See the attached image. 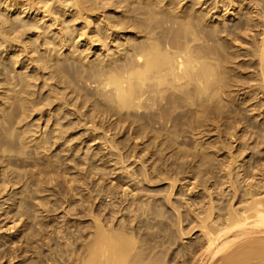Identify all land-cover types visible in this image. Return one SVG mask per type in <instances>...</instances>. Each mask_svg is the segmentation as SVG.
<instances>
[{"label": "bare ground", "instance_id": "obj_1", "mask_svg": "<svg viewBox=\"0 0 264 264\" xmlns=\"http://www.w3.org/2000/svg\"><path fill=\"white\" fill-rule=\"evenodd\" d=\"M8 1L9 0H3V1L0 0V47L1 48L4 47V49L7 53L8 52L13 53V55L11 54V56H13V58H14V56H17V54H14L15 52H13L14 51V49H13L14 44H12L13 42H16V45L18 43V46H19V44L23 45V46H21V49H22V47L23 48L25 47L24 52L27 51L26 52L27 54L29 53L33 56L34 53H37L38 55H35V56H41V57H37L36 63H34L35 66L37 65V69L40 66L39 65L40 60H43L45 62V63H43V65L46 66L45 64H47V63L52 64L49 62H51L52 60H55L54 59L55 56H59V57L63 56V59L60 58L61 63H62L61 69H60L61 63L59 61L58 62L56 61L57 65L59 64V66L56 65V62H53V63H55L52 66L53 71L51 69V66H50V68L47 66L46 67L51 70V72L49 71V73H51V76H52V74H54L53 72L56 73V76H55V74L53 75L56 78L52 77L53 79H55L54 80V86L56 83L55 81L57 79V81L58 82L60 81V83L63 81L66 82V84H67L66 86L64 84H60L57 82L58 86L59 85L64 86V87L62 86L63 89L67 90L70 88V86L72 88V89H70V92L68 90H67L68 92L67 91L62 92L63 89L61 91L62 87L60 86L61 88L59 90H56V93H54L53 89H51V87H50L51 91L53 92V94H56V96L54 95L52 98L51 96H49L48 93H46L47 98H46V96L45 97H39V98H41V100H40V99H38V97L36 95L37 91L34 92L35 87H33L34 91L32 90L31 87L33 85H35V83L38 81V78L42 79V76L37 78L35 76V73H33V75H32L34 68L32 69V72H30L29 66H27L28 69L26 68L27 69L26 71L24 70L26 72V74H23L24 72L16 73V71H15L16 69H15L14 70L15 72L14 73L12 72V75H11V73H9L10 68L12 66L11 61L8 60L9 58L6 61L1 60V58H0V152H2L0 154V195H2V193L5 192L7 189L9 191V189L14 187V188H12L13 189L12 191L10 190V192H12V194H10V196L8 195L9 197L4 196V197H6L4 199L5 200L8 199L7 202H9V200H11L10 201L11 202V205H10L11 211H13V212L15 211L16 214H18V212L20 213V211H21V213L18 214V217L16 218V220L17 219L20 220V218H24L23 217L24 215H25V218L27 217L26 220L29 217L28 220L30 221L32 219L30 217L31 215H33L32 216L33 218L35 217L37 219L43 215V212H47L46 214H51L52 212L48 213L51 210H53V208H51V206H54L53 202L52 203L50 202V200L52 201L51 198H53V197H51L48 200V198H49L48 194H50L49 192H50L51 186H52L51 184H53V182L55 180L57 182L58 179H61V177L63 178V175H64L63 179H65V173H67L66 171H68V170H66V168H65L64 169L65 171L64 170L62 171L63 173L60 172L61 170H59V168H61L62 165L64 168V164L60 165V163H62L61 159H59L60 155L55 156L54 154H51L50 152L52 151L51 149L54 148V147L52 148V146L53 145L55 146L56 143L58 142V140L59 141H60V139H62V141L65 140L64 139L65 135H67V133H69V131H71L69 129L67 131V129H66V134H65L64 133L65 128L66 127L69 128L70 126L69 125H66L64 127L62 126L64 128V130H63L61 125H59V121H58V124L56 126L55 120H54V124L56 127H53V128L55 130H51L50 128H48L51 131L50 132L47 131L46 128H44V126H45V123H44V126L42 125L43 126V130H42L43 132H41V133L38 132V135H37L35 133L36 131L33 129L34 128L33 123H35V122L34 121L31 122V120H30L31 117L33 116L34 112H36V114H38L37 112L40 111L39 114H42L41 110H45V108L50 104L54 105V102L56 105H59V107H60L62 105L61 100H64V104L69 105L72 103L76 106L77 105L79 106L80 102H82V104H84L85 107H87L86 103L88 105V103H90L92 101V99L89 96L94 95V97L93 96L92 97H93V100L95 103L93 101L92 102L96 105V107L97 106L98 107L96 108L95 105L92 103L93 104L92 108H91V104H89L88 109L90 111L93 109L92 112L94 111L97 113L102 112L104 114V112H106L107 114L109 113L110 116L116 115L117 117L115 116L116 118L114 119V117H113V119H112V120H114V123H115V125H114L115 127L113 126V128L115 129L116 133L120 129V131L122 132L121 135L124 132V134L122 135L124 137L118 141L116 140V144L120 145V146L115 147V139L116 138L114 136L115 135L114 131H112V132H114L112 135L114 138L111 137L114 140V144H113V142H111L112 145L109 144V142L112 140L108 141V143H107L108 139H106V144L107 145L109 144L111 147H113L112 149H115V152L117 151L118 154L122 148L124 149L125 147H128V150L130 153L128 151L127 152H128V154H130L129 156L132 155L135 158L136 157L140 158V156L144 155V153L146 152L145 155L146 154H147V156L149 155L151 157V160H154V161H152V163L155 162L154 163L155 166H154V164H152L154 166V168H152V170H154V171L157 170L158 172L163 174L164 177H163V175L161 177H163L162 181L164 179V182H165V180H169L171 178L169 176L170 171H176L177 169H185V168L190 167L192 169L191 173L194 174L193 178L196 177V179H197V176L199 177V176H203V175L206 176L207 175V177H209L210 180H211V178L214 180L215 185H216V183H218V181L221 178H222V181H223V178H225L226 179L225 182L229 183V184H227V187H226V183H225V187L229 188V189H227L228 192H226V194L224 192V190L226 189L223 186L224 183L220 184V185H222V188L224 189L223 191L221 190L219 185H216V186L217 187L219 186L220 191H217V190H219L217 187H215L214 189L213 188L211 189V187H209V186L205 187L204 192H206L205 190H207V192H206V193H208L207 199H209V200L204 201V199H206V196H205V198L202 200V202H203V204H202V202L200 201V198H199V205L201 202V206H200L201 209L199 208L200 211H196L197 215H194L195 214L193 212L194 208L192 207L193 209L191 212V215L194 213L193 215L196 217L197 223L195 222L196 225H194V223H191V224H193L194 227L192 226L193 228L192 227L187 228V226H185V227H183V225L181 226V223L186 219V217H185L186 215L184 216V213L185 212L189 213L191 211L190 210L191 207L189 206L190 205L189 201L187 199H183L184 197L187 198V196L184 195L186 193V191L184 189H186V188H184V186H182L184 188V189H182V187H181L182 191L183 190L185 191V193L183 194L182 200H185L183 202H184V204L187 205L186 209L189 208V210H185L184 213L181 212V210L179 209V205L175 203L177 197L178 198L180 197V200H181V195L177 196V194L173 193L175 186H176V182L179 181V180L177 181V179L179 177L178 171H177V175H178L177 179L174 176L170 180L171 186H170V190L168 189L169 193L167 194V196H166L167 189H166V191L163 190V192L161 193L162 189L160 191V189L158 190V188H159L158 187L157 190L159 192H157V190L155 191V193H156L155 195H157V196H158L157 193L164 194V192H165L164 195L166 197H164V198L168 201L167 203L169 205L170 204L172 205V206H170V209L172 210V212H175V214L177 215V218H176V216H175V218L178 219L177 228H176L175 224H173L175 227L172 224L170 226V228L172 227V230L174 229V232H171V229H170V232H167L166 226H164L165 230H163V231L164 232L166 231V234L162 235L163 238H161V239H160L159 235L157 237H155V235H154L155 238L153 237L154 231H152V229H151L152 228L151 222L148 224V225H150V226H148L149 227V233L147 232V230H144L142 232L139 231L141 228L143 230L142 226H141V228H139V230H137V228H136L137 225L132 226L135 222V219H136L135 217L137 216L134 214L135 213L134 210H133V212H131V210L134 209L132 206H131L132 208L130 210H129V207H124V205L123 206L121 205L122 208H119V206H118L119 209L114 210L112 208L108 209L107 207H105L106 204L104 203L103 204L104 207L101 205L103 212L101 211V209L99 210L97 208L99 211H101V213H100L96 209V211H98L100 213V216H99L95 212V209H93L96 207H94V205H93V208H92L91 203L90 204L87 203L88 206L90 205L89 207H91V210L87 214L82 211L83 215L86 214L87 217H89L88 215L90 214V212H92V210H94L93 211L94 217H93V213H91L90 216L93 217L91 219H93L95 222L93 227L90 225L92 231H90L91 233L88 234L89 240H85V238H84L83 240L85 242L83 241L81 246H79L78 244L80 242L77 243L79 238L75 237L76 238L75 240H73V238L71 240L70 234L67 233L68 229L64 228V227H66V226H64L65 223L62 222L63 223L62 227H61V225H58L59 223H57V225L61 227V228L59 227L60 229L58 227H56L58 229V231H56V228H55V231L60 233V234L56 233V234H58L57 235L58 237L56 239L57 241L54 240V242H56V244H54V247L55 246H57V247L56 248L52 247L50 249L47 248V250H49L48 252H45L43 250L38 249L37 254H36L38 259L37 260L34 259L33 261L29 259V261H31V262L28 263L29 261L27 260V263L28 264H264V133H263L264 129L262 130L260 128L261 132L263 131L262 133H259L260 131H257V132H255V131L250 132L248 130H244V132L242 131L241 135H242V137H244L246 139V141H244V142H246V146H245L246 149L244 151H246L247 149L251 150L254 146H255L254 149L257 147V148H259V150L256 148V150H257L256 155L252 154L251 158L248 159L247 163L242 165L243 167H242V169H240V172H238L236 174L234 173L233 165H232L236 162L235 159L233 161L234 157L231 158L232 159L231 161L230 160L228 161L229 162L228 168H225L227 164L224 163V165L225 164L226 165L224 168L221 167L220 173L216 172L217 167L215 168V171L211 170L210 167L212 166V163H211L212 158L210 156L211 155L210 151H212V149H210V148L213 147V150H215L216 148H214L215 141L213 140L214 144L212 146L213 142H211L209 140L211 138V136L214 134L217 135V137H219L218 135L221 136L222 130H225V129L220 130V127L222 125L221 122L223 121V119H225L224 118L225 114H226L225 112H228V110H229V109L226 110L227 109L226 107L229 106L231 108L230 104H228V103H229L230 99L233 98L234 87L236 89L238 86L237 84L234 83L233 80L237 79L238 84L241 83L244 85V83L240 82L239 79L244 78V77H248L245 75L243 77H239V78L235 79V78H233V75H231L233 79L231 78L230 74H233V73H230V71L234 72V74H235L236 73L234 71L235 67L238 70L240 68V62L238 61L239 62V63L237 62L238 65L236 64V66H235V63L233 62V60H234L233 56L236 57L237 54L234 55L235 51L233 50V48H231L233 50V56H228L230 53V51H229L230 48L228 49V47H230V46H228V42L231 43L232 39L234 40V37H235V39L240 37V35L242 33L241 34H239V33L242 32L243 28L245 29V31H247V34H245V36L249 35L251 32L248 33V31L255 29L256 26H259L258 24H259L260 20L259 21L257 20L258 16L257 15L254 16L255 14H252V13H251L252 16H254L253 18H255V17H257V18L253 19L252 16H249V15H251V14H249L251 12V10L249 9L250 11L247 12V14H249V15H247L248 17H246V15L244 14L246 19L243 20L242 18L244 16H242V18L237 20V22L235 21L236 23L234 22V27L231 28L230 26L225 25L226 23L222 24L224 26H222L218 23L215 24L213 22V21H215L214 19L212 20V23H214V24L210 23L209 19L211 18V15L209 14V11H208L209 9L208 10L202 9V8H201L202 10L198 9L199 6H198V8L196 7L197 6V0H187L188 3H190V5L187 4V1L184 2L185 0H114V1L112 0L113 2L112 1L107 2L109 4L108 6H110L111 8L113 7L115 9L117 8L118 10L117 9L116 10L118 11V13L116 12L117 14L110 15V17H108L109 15L107 16L108 18L105 20H107L106 22H108L107 23L108 27L107 28L102 27V25H101L97 31V35L99 37H96V38L101 39L104 37L105 34L108 33L109 29H111V31H112V29L116 28L115 32H117V40H120V43L118 44L117 41L115 43H113L114 44V48H113L114 51L111 52L112 54L109 53V54L105 55V57L106 56H114V57H106V58L104 57L103 58L104 55L101 54L102 55V57H101L99 54V56L101 58L100 57L98 58V56H97L96 58H94L95 60H90L88 63L82 64L79 60L82 57L79 59L77 57L79 55H82V52L84 55L85 54L84 52H86L88 50L87 47H89V45L88 46L86 45V47H85V48H87L86 50H84V48H82L83 49L82 52L79 51V50H81V49H79L78 53L79 52L80 53H79V55L77 54V57L74 56L75 54L73 55L72 49H70L71 51L69 50V52L68 51L66 52V50H64L61 53L59 52L58 49L60 47L64 48L66 46L69 48L70 45L75 43L74 42L75 37L72 38V33H71L72 31L69 33L65 29L64 26H67V25H63V22H61L60 17L62 15H60L57 10L53 9V6L50 5V3H48L49 0H36V2L33 0H32V2H31V0L25 1L26 3H28V4H26L27 5L26 6L27 12L25 11L26 12L25 14H23L24 13L23 10H25V9H23L21 11V9H19L20 7L18 8V6L20 5L22 0L21 1L15 0L16 2H13V3H12V1H14V0H12L11 3ZM57 1H58V3L61 4V7H62V4L64 3V1H62V0H57ZM72 1L73 2H71L70 4L67 1L66 6H69V8L73 6L75 8L74 16H73L74 19H77V17L81 18L82 15L79 16V14H78V12H80L81 10L83 13V11L84 12H86V11L89 12L90 10L94 11L96 8L99 9L98 7L101 8V6L105 7V8L108 7V6H106L107 3L99 2V0H97V2H96V0H89L90 1L89 5L86 4L87 3L86 0H72ZM89 1H88V3H89ZM182 1L184 2V4H186V6H187L186 9L183 6H180ZM221 1H223V0H221ZM242 1L243 0H229L228 2H229V5H231L230 7L234 8V7L239 6L238 4L240 2L242 3ZM250 1L251 0H249V2H248L249 5H251ZM253 1H255L253 3L256 6V3H257L256 0H253ZM200 2L198 4H200ZM216 2L217 1H215L214 5H217ZM100 3H102V4L100 5ZM204 3H206V1H204ZM246 3H247V0H246ZM209 4H211V3H209ZM218 4H219V2H218ZM54 6H56V5H54ZM58 6H60V5L58 4ZM63 6H65V5H63ZM226 6H228L227 3L225 5V7ZM23 7H24V5H23ZM26 7H24V8H26ZM179 7L180 8L182 7V9L178 12ZM209 7H211V5H209ZM216 8H217V6H216ZM240 8H239V11H240ZM248 8H249V6H248ZM258 8L260 9L259 5H258ZM66 9L67 8H65V10ZM85 9H87V10L85 11ZM223 9H225V8H223ZM246 9H247V7H246ZM251 9H252V7H251ZM70 10H71V12L70 11L68 12V10H67V12L72 13V9H70ZM234 10H235V8H234ZM260 10H262V9H260ZM15 11H17L18 14L16 13L17 15L13 16V13ZM35 11H37V12H35ZM38 11H39V13H38ZM96 11H94V12H96ZM236 11H238V10H236ZM263 11H264V9H263ZM263 11L260 12L262 18L259 16L261 18V20L263 19ZM257 12L259 13V11H257ZM40 13H44V14L50 13L52 19H54L55 22L58 23V26H59V24H60V26L63 25V26L59 27L57 31H55V35H50L49 34L50 31H48L51 28V26L55 24V22H54V24L52 23L49 26L47 23L48 27H44V26L41 27L39 25V22L37 24V22H35L33 19L29 20L28 18H26L29 16V14H31V15L33 14V16L34 15L36 16ZM210 13L212 14L211 11H210ZM260 14H258V15H260ZM63 15H65V14L63 13ZM42 16H44V15H42ZM84 17H83V19H84ZM65 21H66V19H65ZM67 21H69V20H67ZM67 21H66V23H67ZM85 21H86V18H85ZM45 23H46V21H45ZM88 23H89V21H88ZM262 23H263V20H262L261 24ZM68 24H70V21L68 22ZM93 24H95V23H93ZM99 24H100V22H99ZM107 24H104V26ZM263 26H264V23H263ZM56 27H57V25H56ZM69 27L71 30H73V28L71 26H69ZM52 28H54V27H52ZM82 28H83V25H82ZM85 28L87 29V27H85ZM130 28H132V29H130ZM261 28H260V30H261L260 36L261 35L262 36L260 38L259 43L258 44L255 43L256 46H255V50H254L255 55H257L256 58H258V63L256 60V64L258 66H256L255 64H253V66L254 65L256 66V68H257L256 71L258 72V75H259V77H258L259 80L258 81L255 80L258 82V85H259L258 88L260 87V88L264 89V27L261 26ZM67 29H69V28H67ZM70 29H69V31H70ZM121 30L124 31L125 37L122 35L123 33L121 34L124 38L120 37ZM77 31H75L76 34H78ZM257 31H259V29H257ZM35 32L37 33L36 38H34V37L32 38V35H35ZM224 32L226 35L223 36L222 33H224ZM79 33H82L81 29L79 30ZM129 33H133V34H129ZM254 33H256V32H254ZM257 33H259V32H257ZM23 35L29 36L28 37L29 40L26 42V44H24L25 41H22V39L24 38ZM237 35H239V36L237 37ZM21 36H22V39H21ZM75 36H76V39H79V38H77V35H75ZM80 36L82 37V34ZM225 37H230L231 41H229V40L227 41L226 40L227 38H225ZM83 38H84V35H83ZM88 38H90V37H88ZM93 38H95V35L93 36ZM243 38H244V36H243ZM243 38H241V39H243ZM39 39H41V42L38 41ZM121 39H122V43H121ZM238 39L236 40V43L241 42V39H240V42L238 41ZM89 40H90L89 41L90 43H91V41L93 43V39H89ZM108 40H107V38H105L104 43H105V41H108ZM113 40H114V37H113ZM94 41H95V39H94ZM243 41H245V39ZM19 42H22L23 44L19 43ZM89 42H87V43H89ZM37 43H40V45L45 44L46 46L44 45L45 47L40 48L41 46H39ZM95 43H96V41H95ZM107 43H105L106 44L105 46H107ZM76 44H77V42H76ZM240 44H242V43H240ZM11 45H13V47ZM110 46H111V43H110ZM75 47L77 48V46H75ZM75 47L73 46L71 48H74V51H75ZM102 48H104V47H102ZM77 49H76V51H77ZM227 49L229 51L228 55H226ZM61 50H63V49H61ZM101 50H103V49H101ZM3 52H4V50H3ZM256 52H257V54H256ZM239 53H238L237 57L239 55H241ZM231 54L232 53H230V55ZM4 56H5V54H3L2 57L4 58ZM32 56H31V59H32ZM52 56H53V59H52ZM115 56H117V57L115 58ZM86 57H84V58H86ZM237 57H236V60H238ZM4 59H6V58H4ZM18 60H19V58H18ZM29 60H30V58H29ZM236 60H234V61H236ZM30 62H31V60H30ZM15 64H18V63L15 62ZM232 64H234L233 65L234 67L232 66ZM245 64H247V63L245 62ZM41 66H42V64H41ZM242 66H243V64L241 65V68H242ZM244 66L243 67L245 69L248 68V67H246V65H244ZM57 67H59L58 69H60L61 71H62V69L65 71L64 72L65 74H63V77L65 76V79L60 74L63 71L62 72L59 71L60 73L56 72V70L58 71ZM47 68H46V70H47ZM256 68H254L253 70L255 71ZM13 69H12V71H13ZM35 69H36V67H35ZM39 69L34 70V72L35 71L39 72L40 71ZM245 69H244V74H245ZM241 71H242V69H241ZM239 72H237V73L239 75H241L242 73L241 72L239 73ZM252 72H251V75H252ZM39 73H41V72H39ZM256 73L255 72L253 73L254 77H255V75L257 76ZM36 74L38 75V73H36ZM66 74L70 77L68 80L69 82H67L68 76L66 77ZM246 74H247V70H246ZM79 76L82 78V80L84 79V77H86L85 78L86 80H84L85 83L83 82V84H82L81 78ZM253 76H250V77H252L251 80H253V82H254L253 87L254 86L256 87L255 84L257 82L255 83ZM78 77L80 78L79 81L81 82V84H79L80 83L79 81L77 82ZM90 77H92L94 80L92 78L90 79ZM250 77L248 78L249 79L248 81H250ZM47 78H49V75ZM52 78L48 79V81H46V82L45 81L42 82L44 88L47 89V87H45V86L46 85L48 86L47 82H50V80H51V83L53 84ZM32 79L33 80L37 79V81H34V83H33ZM87 79H88V81H87ZM89 79L91 81L90 83H92V82L94 83V87L89 88V91H87L86 95L85 94L83 95L80 92L83 89V87L85 86L84 84H86V81L89 84ZM43 80H46V77L45 78L43 77ZM71 81L72 82L74 81L77 84H73ZM237 81H235V82H237ZM246 81H247V79H246ZM246 81L243 79V82H245V85L250 83V89H251L252 88L251 81L250 82L247 81L248 82L247 84H246ZM45 83H46V85H44ZM93 83H92V85L91 84H89V85L92 87ZM88 84H86V88L89 87ZM72 85H75V86H72ZM235 85H237V86H235ZM245 85H244V87L246 88ZM37 86H38V84L36 85V89H38ZM49 86H53V85L49 84ZM49 86H48V88H49ZM54 86H53V88L57 89V87L55 88ZM244 87H242V88H244ZM247 87H249V86H247ZM44 88H42L41 89L42 91H40V92L43 93ZM232 88H233V90H232ZM240 89L237 88L236 91L242 92V89L241 90ZM250 89L247 88L246 91H248ZM252 89L257 91L255 88H252ZM236 91H235V94H236ZM246 91H244V93ZM49 92H50V90H49ZM254 93L255 92L253 91V95H254ZM263 93L264 92L262 91V94ZM51 94L52 93H50V95ZM67 94H68L69 98L67 97ZM246 94L248 96V93H246ZM262 94H260V95H262ZM39 95L40 94H38V96ZM58 95H59V98H58ZM95 95L98 97L97 100H95V98H96ZM236 96L239 97L238 95H236ZM54 97H56V100ZM237 97H235V95H234V98H237ZM255 97H256V95H255ZM263 97H264V95H263ZM70 98H72L71 103L69 101ZM89 98L91 101L89 100ZM57 99L60 100L61 103L58 104ZM253 99H255V98L252 97V93H251L250 97L248 96L246 98L245 102L248 101L249 104L252 106V107L250 106L251 108L248 107L247 110L254 108V112L257 111V116H260L262 114L263 115L262 119H263L264 118V111L262 112V109L259 110V108H264L263 106H261V105H264V103L261 102L263 99L258 98L259 100H257L256 102H251ZM78 100H80V102ZM87 100H89L90 102H88ZM235 100H237V99H235ZM43 102L45 104H48V105L44 106L45 104ZM96 102L98 105L96 104ZM237 102L238 101H236L235 104ZM232 103H233V106H236L233 108H237L238 104L235 105L234 102H232ZM40 104L42 105V107L40 106ZM249 104H248V106H249ZM74 105H73V108L70 107V105H69V107L74 109V107H75ZM239 106H240V103H239ZM77 107H76V109H77ZM83 107L84 106H79V108H81V109ZM85 107H84V109H86ZM48 108H49V106H48ZM50 108H51V105H50ZM64 108H66V107H64ZM239 108L237 110H239ZM62 109H63V107H62ZM62 109H61V111L63 113L64 109L63 110ZM81 109H80V111L78 110V113H81ZM56 110H57V108H56ZM235 110L236 109H234V110L231 109L230 112L234 113V115L236 113L235 116H237V114H238V116H237L238 118L235 116L234 117L237 118V123H239V116H241V115H240V113L234 112ZM240 111H241V109H240ZM243 111L244 110L242 109V112ZM64 112H65V114L70 113V112L68 113L67 110ZM75 112H76V110H75ZM92 112H91V114H92ZM71 113H72V111H71ZM48 114H50V112ZM52 114H51V116H52ZM57 115L60 118L62 116V115L59 116V112ZM81 115L82 114H80L78 117L81 118L82 117ZM95 115L94 116L91 115V117L93 116L95 119ZM41 116H38V118ZM44 116H46V113ZM75 116L77 118V115H75ZM97 116H99V115H97ZM227 116H228V114H227ZM227 116H226V119H229L230 117L228 116L229 118H227ZM43 117H41V118H43ZM53 117L56 118V116H53ZM64 117L65 116H63V118L60 119L63 124H64V120H65ZM93 117L91 119L89 116V118L87 117V120L88 121L93 120V124H94V121L96 122V119L94 120ZM232 117H231V119H232ZM234 117L232 119L233 121H231V119H229L230 123L228 120L229 126H226V123H227L226 120L223 121L222 123L225 122V125L223 124L224 125L223 127H229L230 128L233 125L232 122L235 121ZM250 117H251V115H250ZM103 118L106 119V115H104ZM103 118H100V120L102 121ZM107 118H109V117L107 116ZM256 118H258V117H256ZM46 119H47V117L44 120L45 122H46ZM48 119H50V116ZM243 119H244V117H243ZM243 119H241V120L243 121ZM52 120L50 119V121H52ZM80 120H83V119H80ZM97 120H99V118ZM245 120H246V118H245ZM248 120H250V118ZM36 121L38 122V120H36ZM40 121L41 120H39V123H40ZM262 121H263L262 126L264 127V119ZM84 122L87 123L86 120ZM84 122H81V123L86 125ZM47 124H49V123H47ZM96 124H97V122L93 126H91V128L95 127ZM116 124H117V126H116ZM230 124H232V125H230ZM36 125H38V124H36ZM36 125H35V129H38ZM74 125H73V127L75 130ZM246 125H247V122H246ZM58 126H60L61 128L59 127V129H58L57 128ZM233 126H235V123ZM236 126L238 127V125H236ZM237 127H235V128H237ZM71 128H72V126L70 127V129ZM99 128H100V126H99ZM109 128L111 129L112 126L111 127L109 126ZM116 128L118 129V131H116ZM229 128L228 129L226 128L227 131L229 130ZM101 129H102V131L103 130L105 131L106 128H102V126H101ZM39 130H40V127H39ZM94 130L96 131L99 129L95 128ZM252 130H253V128H252ZM33 131H35V132H33ZM85 131H86V129H85ZM225 132H226V130H225ZM39 133L41 135H39ZM232 133H233V131H232ZM110 134H111V131H109V134L105 133L104 139H105V135L109 136ZM125 134L127 136H125ZM117 135L118 134H116V136ZM119 135H120V133H119ZM230 135H231V133H230ZM241 135H240V137H241ZM78 136H79V134H78ZM67 140H68V138H67ZM67 140H65L66 145H67ZM70 140H71V138H70ZM106 144H105V146H106ZM100 145H102V144H100ZM215 145H217V144H215ZM251 145H252V147H251ZM69 146H71V145H69ZM75 148H76V146H75ZM80 148H82V147H80ZM101 148H102V146H101ZM103 148H104V146H103ZM67 149H70V147L69 148L66 147L63 151H65ZM98 149H99V147H98ZM209 149H210V151H209ZM78 150H79V148H78ZM256 150H254V151H256ZM122 151L123 150H121V152ZM142 151H145V152H143V153H141V155H139L140 152H142ZM216 151H217V149H216ZM71 152L72 151L70 150V153ZM97 152H98V150H97ZM101 152H102V149H101ZM76 153H78V152H76ZM231 153L232 152H230L229 154L231 155ZM240 153H241V151H240ZM71 154H70V156H71ZM109 154H108V156H109ZM114 154H113V156H114ZM121 154L122 153H120V155ZM128 154H127V156H128ZM64 155H65V153H64ZM67 155L69 156V153L66 154V156ZM125 157L126 156H124L123 158H125ZM78 158H79V156H78ZM83 158H85V156ZM119 158H120V161L123 159L121 156ZM143 158L137 159L136 161L139 162L140 160H143ZM145 158L147 160L148 157H145ZM63 159H65V157ZM130 159L131 158H129L128 160H130ZM128 160L123 159L121 163H124L125 161L130 162L132 159L130 161H128ZM68 161H71V158ZM117 161H119V159H117ZM141 162L144 163V160ZM80 163H79V165H80ZM91 163H92V161H91ZM121 163H120V165H121ZM125 163L122 164L123 168H125L124 167ZM143 163L140 164V166L142 165L141 168L143 167ZM145 163H146V161H145ZM74 164H75V162H74ZM76 164H78V163H76ZM113 164H114V162H113ZM127 164H129V163H127ZM148 164H149V162H148ZM133 165H134V162H133ZM71 166H72V164H71ZM66 167H67V165H66ZM73 167H74V165H73ZM80 167H78V168L80 169ZM122 167H120V168H122ZM128 167H126L125 170H123V171L129 172ZM75 168H76V166H75ZM84 168H85V165H84ZM146 168H147V165H145V169L142 168V170L143 169L146 170ZM238 168H240V166ZM135 169H137V168H135ZM135 169H134V172H136ZM148 169H149V167H148ZM196 169H198V170H196ZM139 170H140V168H139ZM111 171H112V169H111ZM150 171H149V173L151 175ZM154 171L152 173L156 175V173ZM145 172H147V170L144 171V173ZM158 172H157V174H158L157 178H159V176H160ZM187 172H189V170H187ZM58 173H61V175H59ZM107 173H108V171H107ZM137 173H138V170H137ZM144 173H141L139 175L140 177H142L141 180L143 179ZM166 173L168 174V176L165 179ZM191 173H190V175H191ZM170 174L172 175V172ZM181 174H182V172H181ZM56 175L58 176V179L56 178L57 177ZM78 175H79V173L77 174V176ZM129 175L130 174H128V176ZM240 175H242V178H244V180H243L244 183L241 182L243 185L239 184L240 181H238L239 179L237 178V176L239 177ZM68 176L69 175H67V177ZM89 176H90V173H89ZM95 176H97V175H95ZM137 176H138L137 174H136V176L131 174V176H129V177H132L133 181H135V183H136L137 181L134 180V177L136 179ZM139 176H138L137 180L140 179ZM144 176L146 177L147 173ZM84 177H85V175H84ZM93 177H94V175H93ZM148 177L149 176H147V178ZM150 177H149V179H150ZM180 177L182 178V175H180ZM147 178L143 179V180L147 181ZM157 178L154 179L155 183H156ZM190 179H192V176ZM150 180H153L152 177ZM150 180H148V182H150ZM210 180H209V183H210ZM59 181L57 183L62 184ZM65 181H66V179H65ZM75 181H76V177H75ZM146 181L144 183L148 184V182H146ZM157 181H160V179L159 180L157 179ZM197 181L199 182L198 179H197ZM161 182H159V183H161ZM91 183H92V180H91ZM139 183H141V185H142L143 182L140 181ZM170 183H169V185H170ZM191 183H192V181H191ZM201 183H202V181H201ZM83 184H85L84 180H83ZM98 184H100V183H98ZM111 184H113V182H111ZM119 184L121 185V182ZM130 184H131V182H130ZM132 184H133V182H132ZM153 184L154 183L152 182V185ZM192 184H194V186H191V189L189 187V190H190L189 192H191V197H192L193 188L195 190V189H197V186H198L195 183H192ZM141 185H137V186L139 188H141L140 187ZM54 186H53V189L54 188L56 189L57 186H55V187ZM72 186L73 185L69 186L68 189H70V187L72 189L73 188ZM149 186L151 187L150 189L152 190V186L151 185H149ZM199 186H201V185L199 184ZM214 186H212V187H214ZM66 187H68V185ZM165 187H166V185H165ZM165 187L163 189H165ZM186 187H187V185H186ZM124 188H126V187H124ZM133 188H136V190H138L137 187H133ZM133 188L129 191L134 190ZM143 188H144V186H143ZM143 188H141V192H140V189L138 190L140 192V194L142 193ZM148 189H149V187H148ZM72 190L74 191V188ZM89 190L87 189V191L90 194L91 191H89ZM100 190L101 189H99V192H100ZM145 190H147V189L145 188ZM151 190H149V191L147 190L148 194L146 192L144 194L142 193V195L147 196V197H148V195H150V197H151V193H153L152 195H154L153 191L150 192ZM8 191H7V193H8ZM70 191H69V193H70ZM77 191L79 192V190H77ZM123 191H125V189H123ZM44 192H45V194L47 193L46 195L48 196V198L47 197L44 198V196L41 195ZM101 192H103V191H101ZM107 192H111V190L107 191ZM139 192H138V196H139ZM216 192H218V194H219V196L217 195V197L221 196V198H220L221 200H219V201L218 200L216 201V199H215L214 193H216ZM60 193H61V191H60ZM93 193H95V192L93 191ZM194 193L195 192H193V194ZM203 193H201V194H203ZM51 194H54V192L51 191ZM96 194L97 193H95V195ZM172 195L177 196V197L175 196L176 197L175 201L173 200V198H171ZM54 196H56V195L54 194ZM126 196H128V195H126ZM134 196H136V194ZM141 196H139V197L141 198ZM60 197L63 198L62 195ZM86 197H84L85 200H86ZM90 197H89V201L87 199L88 202H90V199H91ZM147 197H145V199L142 198V202L144 199V202L143 203L141 202L142 204H144L148 201L149 197L148 198ZM37 198H39V199L41 198L40 201H42V202L39 201V203H37L38 202ZM55 198H57V196ZM0 199L2 202H5V200L3 201L2 198H0ZM71 199H72V197H71ZM71 199L69 198V200H71ZM121 199H122V197H121ZM124 199H126V197H124ZM135 199L136 198H133L134 201H135ZM194 199H193V202L195 201ZM92 200H94V199L92 198ZM151 200H152V198H151ZM155 200H156V197H155ZM191 200L192 199H190V201ZM66 201H68V200H66ZM66 201L63 202V200H62V203H63L62 205H64V203H67ZM83 201H84V199H83ZM126 201H127V199H126ZM134 201L133 202L131 201V204H134ZM136 201L138 202V200H136ZM136 201H135V203H137ZM196 201H197V199H196ZM196 201L194 202L195 204L194 203L193 204L195 206H198V205H196L198 203ZM2 202H1L0 207L3 206ZM57 202H59V201H57ZM80 202H82V201H80ZM80 202H79V204H80ZM121 202H122V200L120 201V203ZM149 202L151 204V201H149ZM84 203L82 202V204L80 206L82 207V205H83V207H84ZM92 203H93V201H92ZM152 203H153V201H152ZM157 203H159V201ZM50 204H52V205L50 206ZM70 204H68L66 207L62 206V205H61L62 207H58L59 209L64 208V210L63 209H60V210H63V213L65 216L69 215L70 212H71V215H73L72 211L75 212L76 208H74V206L69 207ZM119 204H117V205H119ZM142 204H141V206H142ZM150 204L148 205L149 207H150ZM184 204H182V205H184ZM47 205H49L51 209L47 208L48 207ZM57 205H58V203H57ZM155 205H158V204H155ZM112 206L113 205L111 204V207ZM134 206H136V204ZM141 206L139 207V204H138L137 208H135V209H138V211L136 212V213H138V217H140L139 213L141 210H139V209H141ZM143 206L145 207V211L147 212L148 207H146L145 204ZM143 206H142V209H143ZM160 206H162V205H160ZM7 207L9 208V206H7ZM41 207H43V208L46 207L47 209L45 208L44 210H41ZM114 207L116 208V204H114ZM158 207H159V205L157 206V209H158ZM8 208H6L7 210L5 212L7 214L9 212H11L10 209L8 211ZM58 208H57V211H58ZM70 208L73 210L69 211ZM106 208L108 210H106ZM124 209H128V213L130 211L129 214H131V213L134 214V218H132V219L129 218V221H127V218L126 219L123 218L124 216H126L125 214H123L125 212ZM151 210H153V209H151ZM53 211H56V210H53ZM85 211H87V210H85ZM143 211H144V209H143ZM2 212H4V211H2ZM39 212L42 213V215L39 214ZM76 212H78V211H76ZM120 212H121L120 216H123V215L124 216L122 218H120V221H119V218L116 215L118 214V216H119ZM144 212L141 211V216H144V219H145L146 212L145 213ZM159 212L161 213V211H159ZM163 212H164V210H163ZM12 213H10V214H12ZM75 213H74V215H75ZM125 213H127V210ZM143 213H144V215H143ZM16 214H13V215H16ZM20 215H22V216H20ZM147 215H148V213H147ZM19 216H20V218H19ZM161 216H163V214ZM61 217L63 219L64 216L61 215L60 219H61ZM75 217H77V214ZM83 217L85 218L86 216H83ZM83 217L81 215V218H83ZM195 217H194V219H195ZM47 218H49V217H47ZM114 218L115 219L117 218L116 221L117 220L119 221L118 227H114L115 226V225H113L114 223L111 222V221L115 222ZM140 218H142V217H140ZM40 219H42V217ZM156 219H158V216L156 217ZM160 219H162V218H159V221H160ZM176 219H175V223L177 222ZM191 219H192V217H191ZM26 220H25V222L23 221V223H26L28 221V220L27 221ZM47 220H46V224H45L42 222V220L37 219V222L39 223L38 227L36 226L37 224L35 225V223H36L35 220H31L30 222H32V224H30V225L31 226L35 225V227H37V230L39 228L38 232H40V234H42V232H43V234H44L43 226L45 227V226H48V224H49V222L47 224ZM74 220H75V218H74ZM166 220L169 221V218L168 219L166 218ZM132 221H133V224H132ZM142 221L139 223H142ZM149 221L150 220L145 221V223L147 224V222H149ZM152 221L154 222V220H152ZM185 221L187 222V220H185ZM33 222H35V223H33ZM191 222H192V220H191ZM29 223L27 225H29ZM90 223H91V220H90L89 224ZM137 223H138V221H137ZM161 223H162V221H160L157 224L159 225ZM166 223H168V222H166ZM170 223H173V222H170ZM189 223H190V221H189ZM24 225H26V224H24ZM27 225H26V227H27ZM40 225L42 227H40ZM14 226H16V225H14ZM116 226H117V224H116ZM178 226H179V228H178ZM28 227H27V229H28ZM48 227H50V226H48ZM72 227H73V225H72ZM154 228L156 231L157 226L155 227V225H154ZM154 228H153V230H154ZM196 228H198V230L200 231V234L197 233L199 235V237H197V239H195V237H196L195 236L193 240L191 239L189 244L188 243L184 244L186 242L185 240H184L185 242L182 243L181 242V240L183 241L182 236H184V235L187 236V234H189L188 237H191L192 236V235L190 236L191 232ZM0 229H1V227H0ZM30 229L34 230L33 227H30ZM30 229H28L29 234H27V236L30 235V233H31ZM46 229H47V227L45 228V233H47ZM80 229L83 230L82 227H80ZM158 229H159V227H158ZM175 229H179V231H178L179 235L181 233L180 242H179V238H178L179 235L175 233ZM9 230H10V227H9ZM25 230H26V228H25ZM25 230H23V231L25 232ZM29 230H30V232H29ZM37 230H36V235H37ZM41 230H42V232H41ZM50 230L51 229L49 228V231ZM89 230L87 229L86 231H89ZM150 230H151V233H150ZM72 231H73V229H72ZM159 231H161V230H159ZM163 231H162V233H163ZM176 232H177V230H176ZM77 233H78V230H77ZM87 233H89V232H87ZM31 234L34 236V238H36V243H37V236L35 235V233H31ZM66 235H69V237H67V241H65V240L63 241V239L66 237ZM177 235H178V237H177ZM33 236H29V240L31 237H32L31 239H33ZM38 237L41 238V235ZM44 238H46V237L44 236ZM44 238H42V240ZM68 238H69V242H68ZM192 238H193V236H192ZM80 239H81V237H80ZM26 240H28V237L26 238ZM48 241L50 243H52L53 239H52V242L50 239L49 240L47 239L46 242L48 243ZM29 242H31V240ZM34 242H35V239H34ZM166 242H167V244H166ZM164 243L166 244L165 245L166 247L164 246ZM176 243H179L180 245L182 244V246L178 251L175 249L177 251V253L175 254L176 251H174V249H173V251H169V250H171L172 244L176 245ZM168 244H171V246ZM47 245H49V244H47ZM36 247H37V244H36ZM38 247H39V245H38ZM173 247H174V245H173ZM22 248H24V247H22ZM174 248H176V247H174ZM33 252L34 251H32L31 253H33ZM168 252L170 255L167 257ZM4 253L6 255L7 252H4ZM28 253H29V250H28ZM28 253H26V255ZM1 254H0V258H2V256H4ZM24 255H25V252H24ZM11 256H12V258L10 260L12 261V259H13L12 253H11ZM8 257H9V255H8ZM17 257L19 258V256H17ZM25 257H27V256H25ZM27 259H28V257H27ZM0 263H1V259H0ZM25 264H26V261H25Z\"/></svg>", "mask_w": 264, "mask_h": 264}, {"label": "rangeland", "instance_id": "obj_2", "mask_svg": "<svg viewBox=\"0 0 264 264\" xmlns=\"http://www.w3.org/2000/svg\"><path fill=\"white\" fill-rule=\"evenodd\" d=\"M3 1V0H2ZM11 1L12 0H9L8 2H10L11 3ZM16 1H19V0H16ZM15 0L14 1H12V3L13 2H16ZM21 1V0H20ZM25 1H27V0H22L21 1V3H20V5L18 6V8L19 9H21V11L23 10V9H25V10H23L24 11V13L23 14H25L27 11H26V9H27V5L26 4H28V3H26ZM33 1H35L36 2V0H33ZM62 1H64V3L62 4V7H61V4L60 3H58V1L56 0H49V2L48 3H50V5H52L53 6V9H55V10H57L58 11V13L60 14V15H62L61 17H60V19H61V22H63V25H69V26H71L72 28H73V30H71L70 29V27L68 26H64L65 27V29L70 33L71 31V33H72V38H74L75 37V43H73L72 45H70V47L68 48V47H58L59 49V52L61 53V52H63L64 50H66V52L68 51L69 52V50L70 49H72L73 51V55L75 56V57H77V54L79 55V53H78V50L79 49H81V50H79V51H81L82 52V48H84V50H86L87 48H88V50L86 51V52H84L85 54V56L83 55V52H82V55H79L77 58L79 59V58H81V59H79L80 60V62L82 63V64H86V63H88L90 60H95L94 58H96L97 56H98V58L101 56L102 57V55L101 54H103L104 56H103V58L105 57V55L106 54H109V53H111V52H113L114 51V44L113 43H115L116 41H117V43L119 44L120 43V40H117V32H115L116 31V28H114V29H112V31H111V29H109L108 30V33L107 34H105L104 35V37L103 38H101V39H97L96 37H99L98 35H97V31H98V29H99V27L102 25V27H108V22H106L107 20H105V19H107L108 17H110V15H114V14H117L118 13V9L116 10L115 8H111L110 6H108L109 4L107 3V2H109V1H112V0H99V2H104V3H107V5L106 6H108V7H102L101 6V8L100 7H98L99 9H95L94 11H96V12H94L93 10H90L89 12H87L86 10L87 9H85V11L86 12H84L83 11V13H82V10L80 11V12H78V14H79V16L80 15H82L83 17H84V19H83V17L81 16V18L80 17H77V19L79 20H77V19H74L73 18V16H74V10H75V8L72 6V7H70L69 8V6H66V3H67V1H68V3L70 4L71 2H73L72 0H62ZM87 1V3L86 4H90V1L89 0H86ZM88 1H89V3H88ZM114 1V0H113ZM112 1V2H113ZM187 0H185L184 2H186ZM199 0H197V8H198V6H199V8L198 9H209L208 11H209V14L211 15V18L209 19V21H210V23H212V20L214 19L215 21H213L215 24H220V25H222V24H225V25H228V26H230L231 28H233L234 27V22L236 21L237 22V20H239V19H241L242 18V16H244L242 19L244 20V19H246L245 18V15H246V17H248L247 15H249V14H255L254 16H258V18L257 17H255V18H253L254 16H252V14L251 15H249V16H252V18L253 19H256L257 18V20L259 21V26H256L255 27V29H253V30H251V31H248V33L249 32H251L249 35H246L245 36V34H247V31H245V29L243 28V30H242V32H240L239 34H241L240 35V37H238L239 35H237V37L239 38H237L238 39V41L240 42V39L241 38H243V36H244V38L243 39H241V42L240 43H242V44H240V43H236V40L237 39H235V37H234V40L232 39V41H231V39H230V37H225V38H227L226 40L228 41H231V43H229L228 42V46H230V47H228V49L230 48H233V50L235 51V54L234 55H238V53L239 54H241V55H239L238 57H237V55H236V57L238 58V60H236V57L235 56H233V50L231 49H229V51H230V53H232L231 55H230V53H229V51H228V49H227V54L226 55H228V53H229V55L228 56H233V58H234V60H236V61H234L233 60V62L235 63V66H236V64L238 65V63L240 62V68L237 70V68L235 67V74H234V72H231L230 71V73H233V74H230V76L231 75H233V78H239V77H243V76H248V77H244V78H241V79H239L240 80V82H242V83H244V85H245V82H243V79L246 81V79H247V81L249 80L248 78L250 77V76H253V73L255 72H257L256 70H257V68H256V66H258L257 64H256V60H257V63H258V58H256V56L257 55H255V46H256V44H258L259 43V41H260V38H261V36H260V28H261V26L262 27H264L263 26V23H264V11H263V9H264V0H256V2L258 3H256V6L254 5V3L253 2H255V1H253V0H251L250 1V4L251 5H249L248 4V2H249V0H247V3H246V0L243 2L242 1V3L240 2L238 5L239 6H237V7H234L235 8V10H234V8H231L230 6L231 5H229V0H223V1H221V0H200L199 2H200V4H198L199 2H198ZM204 1H206V3H204ZM215 1H217L216 3H217V5H214L215 4ZM31 2H32V0H31ZM52 2V3H51ZM96 2H97V0H96ZM184 2L182 1L181 2V5L180 6H183V7H185V9H186V4H184ZM218 2H219V4L221 5H219L218 4ZM111 3V2H110ZM209 3H211V4H209ZM226 3L228 4V6H226L225 7V5H226ZM24 5V7H26V8H24L23 7V5ZM58 4L60 5V6H58ZM102 3H100V5H101ZM183 4V5H182ZM187 4L188 5H190V3H188V1H187ZM203 4V5H202ZM248 4V5H247ZM54 5H56V6H54ZM63 5H65V6H63ZM209 5H211V7H209ZM214 5V6H213ZM258 5H259V7H260V9H262V10H260L259 8H258ZM216 6H217V8H216ZM219 6V7H218ZM248 6H249V8H248ZM255 6V7H254ZM206 7V8H205ZM215 7V8H214ZM221 7V8H220ZM241 7V8H240ZM246 7H247V9H246ZM251 7H252V9H251ZM263 7V8H262ZM65 8H67L66 10H65ZM74 8V9H73ZM223 8H225V9H223ZM239 8H240V11H239ZM60 9V10H59ZM70 9H72V13H68L69 11L71 12V10ZM105 9V10H104ZM182 9V7L180 8H178V12L180 11ZM201 9V10H202ZM218 9V10H217ZM245 9V10H244ZM251 10V12L249 13V14H247V12H249L250 10ZM259 9V10H258ZM65 10V11H64ZM67 10H68V12H67ZM234 10V11H233ZM236 10H238V11H236ZM20 11V10H19ZM26 11V12H25ZM93 11V12H92ZM176 11V10H175ZM210 11L212 12V14L210 13ZM217 11V12H216ZM242 11V12H241ZM257 11H259V13L257 12ZM261 11H263V23L261 24V22H262V20H261V18H262V16H261V14H260V12ZM35 12H37V11H35ZM41 12V11H40ZM76 12V11H75ZM117 12V13H116ZM234 12V13H233ZM11 13V12H10ZM17 13V11H15L14 13H13V16H15V15H17L16 14ZM38 13H39V11H38ZM63 13L65 14V15H63ZM68 13V14H67ZM82 13V14H81ZM92 13V14H91ZM22 14V13H21ZM22 14V15H23ZM70 14V15H69ZM245 14V15H244ZM258 14H260V15H258ZM39 15V16H38ZM38 15H34L33 16V14L31 15V14H29V16L28 17H26V18H28L29 20H34L35 22H37V24H38V22H39V25L41 26V27H48L50 24H54V22H55V20L54 19H52V17H51V15H50V13H46V14H44V13H40V14H38ZM42 15H44V16H42ZM109 15V16H108ZM218 15V16H217ZM49 16V17H48ZM65 16V17H64ZM88 16V17H87ZM108 16V17H107ZM261 18H260V17ZM30 17V18H29ZM213 17V18H212ZM25 18V17H24ZM25 18V19H26ZM51 18V19H50ZM85 18H86V21H85ZM91 18V19H90ZM102 18V19H101ZM218 18V19H217ZM65 19H66V21L67 20H69L70 21V24H68V22L69 21H67V23H66V21H65ZM73 19V20H72ZM101 19V20H100ZM103 20V21H102ZM45 21H46V23H45ZM53 21V22H52ZM88 21H89V23H88ZM92 21V22H91ZM65 22V23H64ZM91 22V23H90ZM99 22H100V24H99ZM235 22V23H236ZM42 23V24H41ZM47 23H48V26H47ZM82 23V24H81ZM88 23V24H87ZM93 23H95V24H93ZM99 25H98V24ZM214 23H212V24H214ZM91 26H90V25ZM104 24H107V25H105L104 26ZM46 25V26H45ZM56 25H57V27H56ZM63 25H61V26H63ZM73 25V26H72ZM82 25H83V28H82ZM60 26V24H59V26H58V23L57 22H55V24L54 25H52L51 26V28L48 30V31H50L49 32V34L50 35H55V31H57L58 30V28L59 27H61ZM87 27V29L85 28V27ZM89 26V27H88ZM222 26H224V25H222ZM52 27H54V28H52ZM258 27V28H257ZM67 28H69L70 29V31H69V29H67ZM82 30V33H79V30ZM130 29H132V28H130ZM257 29H259V31H257ZM262 29V28H261ZM65 30V31H66ZM78 30V31H77ZM255 30V31H254ZM75 31H77V33L78 34H76V32ZM87 31V32H86ZM91 31V32H90ZM123 30H121V32H120V37L121 38H124L125 37V34H124V31L122 32ZM111 32V33H110ZM113 32V33H112ZM115 32V33H114ZM254 32H256V33H254ZM257 32H259V33H257ZM52 33V34H51ZM123 33V34H122ZM82 34V37L80 36ZM124 36H122V35ZM129 34H133V33H129ZM244 34V35H243ZM253 34V35H252ZM36 35H37V33L35 32V35H32V38L34 37V38H36ZM75 35H77V38H79V39H76V36ZM83 35H84V38H83ZM89 35V36H88ZM92 35V36H91ZM95 35V38H93V36ZM111 35V36H110ZM222 35L224 36V35H226L225 34V32L224 33H222ZM243 35V36H242ZM23 39H22V36H21V39H22V41H25V43L24 44H26V42L29 40V36L28 35H23ZM88 37H90V38H88ZM110 37V38H109ZM112 37V38H111ZM113 37H114V40H113ZM253 37V38H252ZM105 38H107V40L108 41H105V43H107V46H105L106 44L104 43V39ZM257 38V39H256ZM20 39V40H21ZM25 39V40H24ZM89 39H93V43H92V41H91V43L89 42L90 40ZM94 39H95V41H96V43H95V41H94ZM116 39V40H115ZM245 39V41H243ZM259 39V40H258ZM77 40V41H76ZM82 40V41H81ZM86 40V41H85ZM98 40V41H97ZM103 40V41H102ZM257 40V41H256ZM39 42H41V39H39L38 40ZM254 41V42H253ZM76 42H77V44H76ZM85 42V43H84ZM87 42H89V43H87ZM99 42V43H98ZM103 42V43H102ZM235 44H234V43ZM247 42V43H246ZM19 43H22V42H19ZM83 43V44H82ZM110 43H111V46H110ZM121 43H122V39H121ZM256 43V44H255ZM12 44H14V47H13V45H11L12 47H13V49H14V51L13 52H15L14 54H17V56H14V58H13V56H11V54L13 55V53H11V52H6L5 51V49H4V47H0V49L2 50H0V58H1V60H3V61H6L8 58V60H10L11 61V63H12V66H11V68H10V72L9 73H11V75H12V72L14 73L15 71H16V73H19V72H24L23 74H26V70L28 69V67L27 66H29V71L30 72H32V69H33V72H32V75H33V73H35V76L38 78V77H41L42 76V79L41 78H38V81H37V79H35V80H33V83H34V81H37L36 83H35V85H33L31 88H32V90L34 91V89H33V87H35V91L34 92H36V95H37V97H38V99H40L41 100V98H39V97H45L46 96V98H47V94L46 93H48L49 94V96H51L52 98H53V96L55 95L56 96V94H53V92L51 91V89H53V91H54V93H56V90H59L63 85H59L58 86V83H60V81L58 82L57 81V79H56V83H55V86H54V80L55 79H53V78H56L55 76H56V73L55 72H53L54 74H55V76H53L54 74H52V76H51V73H49V71L51 72V70L49 69L50 68V66H51V69H52V66H53V64H55V63H53V62H60L61 63V59L60 58H62L63 59V56L61 57H59V56H55L54 57V59L55 60H52L51 62H49V63H52V64H45L47 67H49V68H47L46 66H44L43 65V63H45L43 60H40L39 61V72H41V73H39L38 71L36 72H34V70H38L37 69V65L35 66V64L34 63H36V58L37 57H41V56H35V55H38L37 53H34L33 54V56L31 55V54H27L26 52H24V48L22 47V49H21V46H23V45H21V44H19V46H18V43H17V45H16V42H13ZM23 44V43H22ZM39 46H41L40 48H42V47H45L44 45H40V43H37ZM85 44V45H84ZM230 44V45H229ZM233 44V45H232ZM253 44V45H252ZM83 45V46H82ZM86 45L88 46L89 45V47H87V48H85L86 47ZM75 47V46H77V48L75 47V51H74V48H71V47ZM110 46V47H109ZM234 46V47H233ZM242 46V47H241ZM18 47V48H17ZM102 47H104V48H102ZM17 48V49H16ZM47 48V47H46ZM96 48V49H95ZM106 48V49H105ZM111 50H109V49ZM235 48V49H234ZM61 49H63V50H61ZM76 49H77V51H76ZM101 49H103V50H101ZM3 50H4V52H3ZM17 50V51H16ZM238 50V51H237ZM71 51V50H70ZM100 51V52H99ZM237 51V52H236ZM58 52V53H59ZM90 52V53H89ZM3 54H5V56H4V58H6V59H4L2 56H3ZM89 54V55H88ZM99 54H100V56H99ZM112 54V53H111ZM256 54H257V52H256ZM21 55V56H20ZM32 56V59H31V56ZM28 56V57H27ZM86 57V58H84V57ZM241 56V57H240ZM49 57V56H48ZM100 57V58H101ZM106 57H114V56H106ZM105 57V58H106ZM117 56H115V58H116ZM3 58V59H2ZM13 58V59H12ZM18 58H19V60H18ZM27 58V59H26ZM29 58H30V60H31V62H30V60H29ZM58 58V59H57ZM25 59V60H24ZM35 59V60H34ZM52 59H53V56H52ZM60 59V60H59ZM89 59V60H88ZM19 61V62H18ZM239 61V62H238ZM244 61V62H243ZM15 62H17L18 64H15ZM23 62V63H22ZM29 62V63H28ZM33 62V63H32ZM57 62H56V65H57ZM238 62V63H237ZM245 62L248 64H245ZM243 64V66L244 65H246V67H248L247 69H245L243 66H242V68H241V65ZM25 64V65H24ZM28 64V65H27ZM41 64H42V66H41ZM253 64H255L254 66H253ZM20 65V66H19ZM34 65V66H33ZM234 64H232V66H233ZM18 66V67H17ZM23 66V67H22ZM57 66H59V64L57 65ZM61 66H62V63L60 64V69H61ZM16 67V68H15ZM35 67H36V69H35ZM234 67V66H233ZM232 67V68H233ZM238 67V66H237ZM14 68V69H13ZM27 68V69H26ZM46 68H47V70H46ZM54 68V67H53ZM59 67H57V69H58ZM254 68H256L255 69V71L253 70ZM12 69H13V71H12ZM16 69V70H15ZM60 69H58V71L56 70V72H58V73H60L59 71H61ZM234 69V68H233ZM232 69V70H233ZM241 69H242V71H241ZM244 69H245V74H244ZM15 70V71H14ZM22 70V71H21ZM25 70V71H24ZM44 70V71H43ZM246 70H247V74H246ZM9 71V70H8ZM43 71V72H42ZM47 71V72H46ZM52 71H53V69H52ZM63 71V72H62ZM62 73H60L61 75H62V77H63V74H65L64 72V70L62 69ZM241 72L242 74L241 75H239L237 72ZM253 71V72H252ZM45 72V73H44ZM239 72V73H240ZM250 74H249V73ZM251 72H252V75H251ZM36 73H38V75L36 74ZM40 74V75H39ZM68 74V73H67ZM66 74V77L68 76ZM239 76H238V75ZM249 74V75H248ZM257 74V76L255 75V77L253 76V79H254V81L255 80H259V75H258V72L256 73ZM47 75V76H46ZM48 75H49V78H47L48 77ZM43 77L45 78L46 77V80H43ZM53 77V78H52ZM80 77V76H79ZM78 77V80H77V82L79 81V79L81 78H79ZM83 77V76H82ZM258 79H257V78ZM50 78H52V81H53V84L51 83V80H50V82H47V84H48V86H49V84L50 85H53L55 88L57 87V89H54L53 88V86H49V88H48V86L46 85V83L44 84V85H46L45 87H47V89L46 88H44L43 87V84H42V82L43 81H48V79H50ZM64 79H65V76L63 77ZM69 76H68V79H67V82H69L68 80H69ZM86 77H84V79L82 80V78H81V82H82V84H83V82H84V80H86L85 79ZM92 77H90V79H91ZM231 78H232V76H231ZM232 78V79H233ZM246 78V79H245ZM256 78V79H255ZM90 79H89V84H91L92 85V83H90L91 81H90ZM93 79V78H92ZM252 79V77H250V81H251V83H252V88H255L257 91H255L254 89H250V83H248V82H250V81H246V84L247 85H245L246 86V88L244 87V85L243 84H238V81H237V79L236 80H233L234 81V83L235 84H237V85H235V86H237V88H241L242 89V92L240 91V92H237L236 90H237V88L235 89V87H234V90H233V88H232V90H233V98L232 99H230V101H229V103L228 104H230V106H231V108L228 106V107H226L227 109L226 110H228V112H225L226 114H225V119H223V121H225L226 120V126H229V123H230V120L229 119H231V117L233 116H235L236 115V113H235V115H234V113H231L230 112V110L232 109V110H234V109H238L239 107V110H235L234 112H237V113H240V115L241 116H239V123H237V116H238V114H237V116H235V117H237V118H235L234 117V119H235V121L234 122H232V124L234 125V123H235V126H233L232 124H230V125H232L230 128L229 127H223L224 125H225V122L224 123H222L221 122V127H220V130H222V129H225L226 130V132H225V130H222V134H221V136L220 135H218L219 137H217V135H212L211 136V138L209 139L211 142H213L212 143V146H213V144H214V141H215V144H217V145H215L214 144V148H216L217 149V151H216V149L215 150H213V147H211L210 149H212V151H210V149H209V151H210V153H211V163H212V166L210 167L211 168V170H213V171H215V168H216V172H218V173H220V170H221V167H225V165H226V167L225 168H228V161L230 160H232L231 158L232 157H234L233 158V161H234V159L236 160V162L234 163V164H232L233 165V170H234V173L236 174V173H238V172H240V169H242V165H244L245 163H247V161H248V159H250L251 158V156H252V154L254 155H256V153H257V150H256V148L254 149V147L251 149V150H249V149H247L246 151H244L245 149H246V142H244V141H246V139L244 138V137H242V131L244 132V130H248V131H250V132H257V131H260L259 133H262L261 132V129L263 130L264 129V127L262 126L263 125V119H262V114L260 115V116H257V111H255L254 112V108H252V109H249V110H247L248 109V107L249 108H251L252 106L249 104V102L248 101H246L245 102V100H246V98L249 96H251V93H252V97L253 98H255V99H253L251 102H256L257 100H259L260 98L261 99H263L261 102L262 103H264V97H263V95H264V93L262 94V91L264 92V89H262V88H258V82L257 81H255V85H256V87L254 86L253 87V80H251ZM15 80V79H14ZM94 80V79H93ZM87 81H88V79H87ZM86 81V84H88V82ZM235 81H237V82H235ZM65 81H63V82H61L60 84H64L65 86L67 85L66 84V82L64 83ZM72 82V81H71ZM80 82V81H79ZM81 82L79 83V84H81ZM73 84H77V83H75L74 81L72 82ZM85 83V82H84ZM38 84V89H36V85ZM86 84H84L85 86L83 87V89L81 90V94H85L86 95V93H87V91H89V88H93L94 87V83H93V86L91 87L89 84H88V86L89 87H87L86 88ZM61 86V87H60ZM72 86H75V85H72ZM247 86H249V87H247ZM50 87H51V89H50ZM64 87V86H63ZM63 87L61 88V91H62V89H63ZM242 87H244V88H242ZM40 88V89H39ZM42 88H44V92L42 93V92H40V91H42L41 89ZM247 88L248 89H250V90H248V91H246L247 90ZM70 89H72L71 88V86H70V88L69 89H67L69 92H70ZM244 89V90H243ZM259 89V90H258ZM48 90V91H47ZM49 90H50V92H49ZM67 90H65V89H63V91L62 92H66ZM67 91V92H68ZM235 91H236V94H235ZM244 91H246L245 93H244ZM251 93H250V92ZM253 91L256 93H254V95H253ZM50 93H52L51 95H50ZM246 93H248V96H247V94ZM38 94H40L39 96H38ZM71 94V93H70ZM240 94V95H239ZM260 94H262V95H260ZM234 95H235V97H237L236 95H238L239 97H237V98H234ZM255 95H256V97H255ZM93 97H94V95H92ZM92 96H89L91 99H92V101L94 102V100H93V97ZM96 96V95H95ZM35 97V96H34ZM67 97H68V94H67ZM55 98V100H56V97H54ZM58 98H59V95H58ZM69 98V97H68ZM90 98H89V100H90ZM244 98V99H243ZM259 98V99H258ZM71 99L72 98H70L69 99V101H70V103H71ZM98 99V97L96 96V98H95V100H97ZM235 99H237V100H235ZM58 100V99H57ZM68 100V99H67ZM89 100H87L88 102H90ZM242 100V101H241ZM74 101V100H73ZM72 101V102H73ZM79 102H80V100H78ZM77 101V102H78ZM90 102V103H88V105L89 104H91V108H92V105L95 103H93V102ZM236 101H238L236 104H238L237 105V108H233V107H236V106H233V103L232 102H234V104H235V102ZM46 102V101H45ZM58 102V104L59 103H61L62 105L59 107V105H56L55 104V102H54V105L53 104H50L51 105V108H50V105H48V104H45L44 102V106H49V108H48V106L45 108V110H41L42 112V114H39L40 113V111H38L37 113L38 114H36V112H34V114H33V116L31 117V122H35V123H33V126H34V130L36 131H33V132H35L37 135H38V132H43L42 130H43V126H44V123H45V126H44V128H46V130L47 131H51V130H55L53 127H56L57 126V124H58V121H59V125H61V127L63 126H66V125H69L70 127L72 126V128L70 129V127L69 128H65V131H64V133L66 134V129H67V131H68V129L69 130H71V131H69V133H67V135H65V137H64V139L65 140H67V138H68V140H67V145L65 144L66 142H65V140L64 141H62V139H60V141L58 140V144L56 143V145L54 146H52V148L53 149H51L52 151L50 152L51 154H54L55 156H59V159H61V161H62V163H60V165H62V164H64V168H63V165H62V167L61 168H59V170H61L60 172H62L65 168H66V170H68V171H66L67 173H65V179H66V181H65V179H63L64 178V175H63V178L61 177V179H58V176L59 175H61V173H58L55 177L58 179L57 180V182L59 181V182H61L62 184H58L57 182H56V180L53 182V184H51L52 186H51V190H50V194H48L49 195V198H48V196L45 194V192L43 193V194H41V195H43L44 196V198H48V200L51 198V197H53V198H51L52 199V201L50 200V202L52 203L53 202V205L56 207H54V206H51L52 204H50V206H51V208H53V210H56V211H53V210H51L50 212H48V213H51V214H46L47 212H43V215H42V213H40L39 212V214H41L40 216L42 217V219H40V218H37L38 220H42V222L43 223H45L46 224V220H47V224H48V222H49V224H48V226H50V227H48V226H43V231H44V234H43V232H42V230H41V232H42V234H40V232H38V230H39V228H38V230H37V227H38V225H39V223L37 222V219L34 217H32L33 215H31L30 217L32 218H30L31 220H35V222H33V223H35V225L37 226V227H35V225H33V226H31L30 224H32V222H30L28 219H29V217H28V221L26 220V218H25V215L23 216L24 218H20V216H22V215H20L19 216V218H20V220L19 219H17L16 220V218L18 217V214H20L21 213V211H20V213L18 212V214H16L15 213V211L13 212V211H11V207H10V205H11V200H9V202H7V200L8 199H4V198H6L8 195L10 196V194H12V192H10V190L12 191L13 189L12 188H14V187H12L11 189H9V191H8V189L5 191V192H3L2 193V195H0V198H2L3 199V201L5 200V202H2L1 201V199H0V205H1V202H2V204H3V206L2 207H0L1 209H0V227H1V229H0V254L1 255H4V256H2V258H0L1 259V263L0 264H25V261H26V264H28V263H30L31 261H29V259L30 260H34V259H38V257H37V251H38V249L39 250H43V251H45V252H48L49 250H47V248L48 249H50V248H56L57 246H55L54 247V244H56V242H54V240L55 241H57L56 239H57V235L58 234H60V233H58V232H56V231H58V229L56 228V227H60V226H58V225H61V227L63 226V223H65L64 224V226H66V227H64V228H66V229H68L67 230V233L68 234H70V237H71V240H72V238H73V240H75L76 238L75 237H77V238H79L78 239V242L77 243H79L78 245L79 246H81V244L83 243V239L85 238V240H89V238H88V234H90L91 232L90 231H92V229H91V226L93 227L94 226V220L93 219H91V218H93L94 217V210H92V212H90V214L88 215L89 217H87V213H89V211L91 210V207L93 208V205H94V207H96V208H93V209H95V212L97 213V215H99L100 216V213H101V211L103 212V210H102V206H103V204L105 203L106 205H105V207H107L108 209H119V208H122L121 207V205L123 206L124 205V207H129V210L133 207L134 209H132L131 210V212H133V210H134V214L135 215H137L135 218V222H134V224H133V221H132V226H134V225H137V230H139V228H141V226L143 227V230H142V228L139 230V231H144V230H147V232L149 233V227L148 226H150V225H148L150 222H151V229H152V231H154L153 232V237H154V235H155V237H157L158 235H159V237H160V239L161 238H163V236L162 235H164V234H166V231L167 232H170V229H171V232H174V229L172 230V227L170 228V226H171V224L173 225V224H175L176 225V228H177V223H178V219H176L177 218V215L175 214V212H172V210L170 209V206H172L171 204L169 205L167 202V200L164 198V197H166L167 196V194L169 193V190H170V186H171V183H170V180L175 176L176 177V179H177V176L179 175V177H178V179H177V181L178 182H176V186H175V189H174V191H173V193L174 194H177V196H179V195H181V200H180V197L178 198L176 195V197L175 196H171V198H173V200L175 201V198H176V201H175V203L176 204H178L179 205V209L181 210V212H185V210H189V208L188 209H186V204H184V202L183 201H185V200H182V197H183V194L185 193V191H186V193L184 194L185 196H187V198H183V199H187L188 201H189V206L191 207L190 208V214L188 213V212H185L184 213V216L186 217V219L185 220H187V222L184 220L182 223H181V226L183 225V227H185V226H187V228L189 227V228H191L192 226H193V224H191V223H194V225H196L195 224V222L197 223V220H196V217L194 216V215H197L196 214V211H200V206H201V202H202V200L205 198V196H206V199H204V201L206 200V201H208L209 199H207L208 197V193H206L207 192V190H205L206 192H204V189H205V187H211V189L213 188H215V187H217L216 185H219L220 186V188H221V190L223 191L224 189L222 188V185H220L221 183H224V188H226L227 187V184H229V183H227V182H225V178H223V181H222V178L218 181V183H216V185H215V182H214V180L211 178V180H210V178L209 177H207V175L205 176V175H203V176H197V179L199 180V182L197 181V179H196V177L195 178H193L194 176V174L193 173H191V168L189 167V168H185V169H177L176 171H170L169 172V176L171 177L169 180H165V182H164V179H163V181H162V178L164 177V175L163 174H161L160 172H158L157 170L156 171H154V170H152V168H154V166H155V162L154 163H152V161H154V160H151V157L148 155L147 156V154L145 155V151H142V152H140V154L139 155H141V153H143V152H145L144 153V155H141L140 156V158H135L134 156H129L130 154H128V152H129V150H128V147H125L124 149L122 148L121 150H123L122 152H121V150L119 151V154H118V152L116 151L115 152V149H112L113 147H111L109 144H111V142H113V144H114V140H113V133L115 132V129L113 128V126L115 125V123H114V120H112L113 119V117H114V119L117 117L116 115H114V116H110L109 115V113L107 114L106 112H104V114L101 112V113H97V112H92V110L90 111L89 109H88V105H87V103H86V106L87 107H85V105L84 104H82V102H80V105L79 106H84L86 109H84V107L81 109V108H79V106L77 107L76 105H74V104H69L70 105V107H72L73 108V105L75 106L74 107V109H72V108H70L69 107V105H67V104H64V100H61V102H60V100H58L57 101ZM78 102V103H79ZM232 104H231V103ZM250 102V103H251ZM260 102V103H261ZM47 103V102H46ZM69 103V102H68ZM93 103V104H92ZM239 103H240V106H239ZM249 104V106H248V104ZM42 104V103H41ZM40 104V106L42 107V105ZM96 104H97V102H96ZM235 104V105H236ZM53 105V106H52ZM95 105V104H94ZM98 105V104H97ZM68 106V107H67ZM251 106V107H250ZM261 106H263L264 107V105H261ZM260 106V107H261ZM57 108V110H56V108ZM59 107V108H58ZM62 107H63V109H62ZM64 107H66V108H64ZM76 107H77V109H76ZM90 107V106H89ZM95 107H96V105H95ZM98 107V106H97ZM96 107V108H97ZM103 107V106H102ZM247 107V108H246ZM53 108V109H52ZM90 108V109H91ZM60 109V110H59ZM61 109L63 110V113H62V111H61ZM70 111H69V110ZM80 109H81V113H78V110L80 111ZM240 109H241V111H240ZM242 109L244 110L243 112H242ZM262 109V112L264 111V108H259V110H261ZM67 110V112L69 113V114H65V112L64 111H66ZM75 110H76V112H75ZM89 110V111H88ZM97 110V109H96ZM253 110V111H252ZM256 110V109H255ZM71 111H72V113H71ZM83 111V112H82ZM252 111V112H251ZM46 113V116H44L45 115V113ZM50 112V114H48ZM58 112H59V116L60 115H62L61 116V118H63V116H65L64 118H65V120H64V124L62 123V121L60 120L61 118L60 117H58ZM74 112V113H73ZM91 112H92V114H91ZM53 113V114H52ZM61 113V114H60ZM94 113V114H93ZM254 113V114H253ZM51 114H52V116H51ZM80 114H82L81 116V118L80 117H78ZM96 114V115H95ZM227 114H228V116L230 117H228L227 116ZM230 114V115H229ZM256 114V115H255ZM42 115V116H41ZM71 115V116H70ZM73 115V116H72ZM75 115H77V118H76V116ZM91 115H95V119H96V122H97V124H96V126L95 127H92L91 128V126H93L96 122L94 121V124H93V120L90 122V121H88L87 120V117L89 118V116H90V118L92 119V117H91ZM97 115H99V116H97ZM104 115H106V119L105 118H103V116ZM250 115H251V117H250ZM38 116H41V117H43V118H41V117H39L38 118ZM49 116H50V119L52 120V121H50V119H48L49 118ZM53 116H56V118L55 117H53ZM102 116V117H101ZM107 116L109 117V118H107ZM116 116V117H115ZM226 116H227V118H229V119H226ZM47 117V119H46V122L44 121L45 120V118ZM233 117H232V119H233ZM243 117H244V119H243ZM256 117H258V118H256ZM38 118V119H37ZM59 118V119H58ZM99 118V120H97ZM100 118H103L102 119V121L100 120ZM245 118H246V120H245ZM250 118V120H248ZM68 119V120H67ZM73 119V120H72ZM80 119H83V120H80ZM93 119H94V117H93ZM94 119V120H95ZM109 119V120H108ZM231 119V121H233ZM241 119H243V121L241 120ZM261 119V120H260ZM36 120H38V122L36 121ZM39 120H41L40 121V123H39ZM54 120H55V124H56V126H55V124H54ZM87 121V123L86 122H84V121ZM228 120H229V123H228ZM254 120V121H253ZM257 120V121H256ZM50 121V122H49ZM84 122L86 125H84L83 123H81V122ZM108 121V122H107ZM112 121V122H111ZM261 121V122H260ZM43 122V123H42ZM89 122V123H88ZM246 122H247V125H246ZM249 122V123H248ZM47 123H49V124H47ZM70 123V124H69ZM103 123V124H102ZM36 124H38V125H36ZM75 124V125H74ZM100 124V125H99ZM107 124V125H106ZM109 124V125H108ZM112 124V125H111ZM224 124V125H223ZM252 124V125H251ZM35 125L37 126V128L38 129H35ZM43 125V126H42ZM52 127H51V126ZM73 125L75 126V130H74V127H73ZM100 126V128H99V126ZM236 125H238V127L236 126ZM50 126V127H49ZM101 126H102V128H106L105 129V131L103 130L102 131V129H101ZM104 126V127H103ZM109 126L111 127L112 126V128L110 129L109 128ZM116 126H117V124H116ZM246 128H245V127ZM248 126V127H247ZM252 126V127H251ZM39 127H40V130H39ZM42 127V128H41ZM59 127L60 126H58L57 128L59 129ZM60 127V128H61ZM62 127V128H63ZM115 127V126H114ZM223 127V128H222ZM235 127H237V128H235ZM250 127V128H249ZM48 128H50L51 130H49ZM99 129V130H94V129ZM118 128V127H117ZM116 128V131H118V129ZM229 128V130L227 131V129ZM252 128H253V130H252ZM261 128V129H260ZM57 129V130H58ZM85 129H86V131H85ZM234 129V130H233ZM250 129V130H249ZM260 129V130H259ZM63 130H64V128H63ZM90 130V131H89ZM92 130V131H91ZM111 131V134L108 136V135H105V139H104V134L106 133V134H109V131ZM233 131V133H232V131ZM112 131H114V132H112ZM71 132V133H70ZM86 132V133H85ZM108 132V133H107ZM225 132V133H224ZM249 132V133H250ZM39 133V135H41ZM119 133H120V135H121V131H120V129H119V131L116 133L115 132V147H118V146H120V145H117L116 144V140L118 141V140H120V139H122L124 136H122L123 134H124V132H123V134L120 136L119 135ZM230 133H231V135H230ZM264 133V132H263ZM35 134V135H36ZM78 134H79V136H78ZM85 134V135H84ZM116 134H118L117 136H116ZM36 135V136H37ZM77 135V136H76ZM240 135H241V137H240ZM102 136V137H101ZM108 136V137H107ZM125 136H127L126 134H125ZM73 137V138H72ZM111 137H113V138H111ZM217 137V138H216ZM70 138H71V140H70ZM75 139V140H74ZM77 139V140H76ZM106 139H108L107 140V143H108V141H110V140H112V141H110L109 142V146L106 144ZM245 139V140H244ZM125 140V139H124ZM214 140V141H213ZM219 142H218V141ZM221 140V141H220ZM70 141V142H69ZM72 141V142H71ZM62 145H61V144ZM64 143V144H63ZM100 144H102V145H100ZM105 144H106V146H105ZM255 144V143H254ZM61 145V146H60ZM65 145V146H64ZM69 145H71V146H69ZM112 145V144H111ZM235 145V146H234ZM253 145V144H252ZM252 145H251V147H252ZM256 145V144H255ZM64 146V147H63ZM75 146H76V148H75ZM78 146V147H77ZM101 146H102V148H101ZM103 146H104V148H103ZM217 146V147H216ZM225 146V147H224ZM69 148L70 147V149H67V150H65V151H63L65 148ZM80 147H82V148H80ZM98 147H99V149H98ZM78 148H79V150H78ZM88 148V149H87ZM219 148V149H218ZM101 149H102V152H101ZM119 149V148H118ZM224 149V150H223ZM256 150V151H254V150ZM258 150H259V148H257ZM56 150V151H55ZM69 150V151H68ZM70 150L72 151L71 153H70ZM97 150H98V152H97ZM117 150V149H116ZM254 152H253V151ZM55 151V152H54ZM68 151V152H67ZM78 152V153H76V152ZM107 151V152H106ZM112 151V152H111ZM128 151V152H127ZM240 151H241V153H240ZM53 152V153H52ZM65 153V155H64V153ZM86 152V153H85ZM100 152V153H99ZM230 152H232L231 153V155L229 154ZM251 152V153H250ZM2 152H0V154H1ZM61 153V154H60ZM69 153V156L67 155L66 156V154H68ZM110 153V154H109ZM114 154V156H113V154ZM120 153H122L124 156H126L125 158H123L124 156L121 154L120 155ZM130 153V152H129ZM70 154H71V156H70ZM108 154H109V156H108ZM127 154H128V156H127ZM229 154V155H228ZM96 155V156H95ZM73 156V157H72ZM75 156V157H74ZM78 156H79V158H78ZM85 156V158H83ZM108 156V157H107ZM122 157L124 160L126 159V160H128L129 158H131L130 160L132 161H130V160H128V161H130V162H124L125 163V165H124V167L126 168V167H128L127 169L129 170V172L127 171H123V170H125V168H123L122 166V164H124V163H121L122 162V160L120 161V158L119 157ZM65 157V159H63ZM67 157V158H66ZM106 157V158H105ZM129 157V158H128ZM144 157V158H143ZM145 157H148L147 158V160H146V158ZM70 158H71V161L73 160L74 162H75V164H74V162L72 161H68V160H70ZM84 160H83V159ZM109 158V159H108ZM135 158V159H134ZM141 158H143V160H144V163L143 162H141V161H143V160H140L139 162L138 161H136L137 159H141ZM230 158V159H229ZM89 159V160H88ZM102 159V160H101ZM117 159H119V161H117ZM153 159V158H152ZM150 160V161H149ZM213 160V161H212ZM60 161V162H61ZM66 161V162H65ZM86 161V162H85ZM88 161V162H87ZM90 161V162H89ZM91 161H92V163H91ZM102 161V162H101ZM145 161H146V163H145ZM215 161V162H214ZM225 161V162H224ZM82 164H81V163ZM113 162H114V164L116 165H114L113 164ZM133 162H134V165H133ZM141 162V163H140ZM148 162H149V164H148ZM69 163V164H68ZM76 163H78V164H76ZM79 163H80V165H79ZM84 163V164H83ZM98 163V164H97ZM119 163V164H118ZM120 163H121V165H120ZM127 163H129V164H127ZM143 163V167L142 168H144L145 169V165H147V168H146V170H147V172H145L144 173V171H146V170H142V168H141V166H140V164H142ZM158 163V162H157ZM224 163H226L225 165H224ZM71 164H72V166H71ZM92 164V165H91ZM107 164V165H106ZM145 164V165H144ZM152 164H154V166L152 165ZM66 165H67V167H66ZM73 165H74V167H73ZM78 165V166H77ZM83 165V166H82ZM84 165H85V168H84ZM75 166H76V168H75ZM81 166V167H80ZM104 166V167H103ZM240 166V168H238ZM78 167H80V169L78 168ZM102 167V168H101ZM120 167H122V168H120ZM131 167V168H130ZM148 167H149V169H148ZM151 167V168H150ZM213 167V168H212ZM220 167V168H219ZM69 168V169H68ZM74 168V169H73ZM82 168V169H81ZM87 168V169H86ZM89 168V169H88ZM135 168H137V169H135ZM139 168H140V170H139ZM73 169V170H72ZM85 169V170H84ZM111 169H112V171H111ZM126 169V170H127ZM133 169V170H132ZM134 169H135V171L136 172H134ZM70 170V171H69ZM72 170V171H71ZM91 170V171H90ZM94 170V171H93ZM137 170H138V173H137ZM151 170V171H150ZM187 170H189V172H187ZM196 170H198V169H196ZM239 170V171H238ZM65 171V170H64ZM74 171V172H73ZM88 171V172H87ZM104 171V172H103ZM107 171H108V173H107ZM149 171L151 172V175H150V173H149ZM155 172L156 173V175L155 174H153L152 172ZM177 171H178V175H177ZM94 172V173H93ZM97 172V173H96ZM144 173V175L147 173V176H151L152 177V179L153 180H150L151 179V177H150V179H149V177L147 178V176L145 177L144 175H143V179H146L147 178V181L146 180H141V178L142 177H140L139 175L141 174V173ZM157 172L159 173V178H157L158 177V174H157ZM172 172V175L170 174ZM181 172H182V174H181ZM224 172V171H223ZM63 173V172H62ZM79 173V177L77 176V174ZM89 173H90V176H89ZM180 173V174H179ZM190 173H191V175H190ZM105 174V175H104ZM128 174H130L129 176H131V174L132 175H135L136 176V174L139 176V180L141 181V182H148V180H150V182H148V184L147 183H142V185H141V183H139L140 181L139 180H137L138 179V176H137V178L135 179V177H134V180H136L137 182L135 183V181H133V179H132V177H129L128 176ZM174 174V175H173ZM67 175H69L68 177H67ZM84 175H85V177H84ZM87 175V176H86ZM93 175H94V177H93ZM95 175H97V176H95ZM99 175V176H98ZM163 175V177H161ZM180 175H182V178L180 177ZM74 178H73V177ZM81 176V177H80ZM168 176V174L166 173V176H165V179H166V177ZM191 176H192V179H190L191 178ZM196 176V175H195ZM71 177V178H70ZM75 177H76V181H75ZM83 177V178H82ZM88 177V178H87ZM119 177V178H118ZM107 178V179H106ZM155 178H157L158 180L160 179V181H157V179H156V183H155V181H154V179ZM185 178V179H184ZM237 178L239 179H237L238 181H240V185H243L242 183H244V178H242V175H240L239 177L237 176ZM68 179V180H67ZM82 179V180H81ZM92 180V183H91V180ZM168 179V178H167ZM207 179V180H206ZM241 179V180H240ZM71 180V181H70ZM75 182H74V181ZM79 182H78V181ZM83 180H84V183L86 184H83ZM118 180V181H117ZM123 180V181H122ZM195 180V181H194ZM209 180H210V183H209ZM88 181V182H87ZM115 181V182H114ZM162 181V182H161ZM183 181V182H182ZM191 181H192V183H195L196 185H198L197 186V189H195L194 190V188H193V190H192V197H191V192H189L190 190H189V187H190V189H191V186H194V184H192L191 183ZM197 181V182H196ZM201 181H202V183H201ZM222 181V182H221ZM249 181V180H248ZM66 182V183H65ZM74 182V183H73ZM91 184H90V183ZM111 182H113V184H111ZM121 182V185L119 184ZM130 182H131V184H130ZM132 182H133V184H132ZM152 182L154 183L153 185H152ZM159 182H161V183H159ZM168 182V183H167ZM207 182V183H206ZM242 182V183H241ZM55 183V184H54ZM97 183V184H96ZM98 183H100V184H98ZM150 183V184H149ZM165 183V184H164ZM169 183H170V185H169ZM198 183V184H197ZM209 183V184H208ZM225 183H226V187H225ZM57 184V185H56ZM123 184V185H122ZM191 184V185H190ZM199 184L201 185V186H199ZM208 184V185H207ZM57 186L56 187V189L54 188L53 189V186ZM68 185V187H66ZM71 185H73L72 187L74 188V191L71 189V187H70V189H68L69 188V186H71ZM88 185V186H87ZM98 185V186H97ZM117 185V186H116ZM135 185V186H134ZM137 185H141L140 187L141 188H143V186H144V188H143V190H142V193L144 194V193H146L147 192V194H148V191L149 190H151L150 188V186L149 185H151L152 186V190L150 191V192H154V195H152L153 193H151V197H150V195H148V197H149V199H148V201L146 202V203H144L145 205H146V207H148V209H147V212L145 211V207L143 206L144 204H142L143 202H144V199H145V197H147V196H143L142 195V193L140 194V192H141V188H139ZM165 185H166V187H165ZM186 185H187V187H186ZM215 185V186H214ZM54 186V187H55ZM82 186V187H81ZM165 187V189H163L164 187ZM180 186V187H179ZM182 186H184V188H186V189H184ZM212 186H214V187H212ZM219 186L217 187L219 190H217V191H220V188H219ZM93 187V188H92ZM110 187V188H109ZM123 187V188H122ZM124 187H126V188H124ZM129 187V188H128ZM133 187H137L138 188V190L140 189V192L138 191V190H136V188H133ZM148 187H149V189H148ZM154 187V188H153ZM159 187V188H158ZM181 187H182V189H184L183 191H182V189H181ZM199 187V188H198ZM76 188V189H75ZM101 189L100 190V192H99V189ZM104 188V189H103ZM113 188V189H112ZM128 188V189H127ZM134 189V190H132V191H129V190H131V189ZM145 188L148 190H145ZM157 188H158V190L160 189V191H161V189H162V191H161V193L163 192V190H165L166 191V189H167V191H166V196L164 195L165 194V192H164V194H159V193H157L158 194V196L157 195H155L156 193H155V191L157 190ZM53 189V190H52ZM59 189V190H58ZM64 189V190H63ZM82 189V190H81ZM87 189L89 190V191H91L90 192V194H89V192L87 191ZM97 189V190H96ZM106 189V190H105ZM108 189V190H107ZM123 189H125V191H123ZM169 189V190H168ZM178 189V190H177ZM188 189V190H187ZM199 189V190H198ZM202 191H201V190ZM227 189H229V188H226L225 190H224V192H225V194H226V192H228V190ZM56 190V191H55ZM71 190V191H70ZM76 190V191H75ZM77 190H79V192L77 191ZM81 190V191H80ZM95 192V193H97L96 195H95V193H93V191ZM105 190V191H104ZM111 190V192H107V191H110ZM157 190V192H159ZM7 191H8V193H7ZM51 191L52 192H54V194L57 196V198H55L56 196H54V194H51ZM59 191V192H58ZM60 191H61V193H60ZM68 191V192H67ZM69 191H70V193H69ZM101 191H103V192H101ZM127 191V192H126ZM135 191V192H134ZM144 191V192H143ZM63 192V193H62ZM99 192V193H98ZM121 192V193H120ZM125 192V193H124ZM138 192H139V196H141V198L138 196ZM193 192H195L194 194H193ZM204 192V193H203ZM62 195V197L63 198H61L60 196V194ZM66 193V194H65ZM81 193V194H80ZM103 193V194H102ZM117 193V194H116ZM128 193V194H127ZM199 193V194H198ZM201 193H203V194H201ZM7 194V195H6ZM45 194V195H44ZM72 194V195H71ZM76 194V195H75ZM99 194V195H98ZM125 194V195H124ZM136 194V196H134ZM59 195V196H58ZM80 195V196H79ZM110 195V196H109ZM120 195V196H119ZM126 195H128V196H126ZM189 195V196H188ZM217 195L219 196V194H218V192H216V193H214V196H215V199H216V201L218 200H221L220 198H221V196L220 197H217ZM4 196H6V197H4ZM8 196V197H9ZM66 196V197H65ZM70 196V197H69ZM82 196V197H81ZM87 196V197H86ZM91 196V197H90ZM98 196V197H97ZM126 197V199H127V201H126V199H124V197ZM153 196V197H152ZM160 196V197H159ZM162 196V197H161ZM195 196V197H194ZM197 196V197H196ZM71 197H72V199H71ZM84 197H86V200H85V198ZM89 197L91 198L90 199V202H88L89 201ZM121 197H122V199H121ZM147 197V198H148ZM155 197H156V200H155ZM195 199H194V198ZM203 197V198H202ZM213 197V196H212ZM69 198L71 199V200H69ZM82 198V199H81ZM92 198L94 199V200H92ZM96 198V199H95ZM105 198V199H104ZM133 198H136L135 199V201L136 200H138V202L137 203H135V201L133 200ZM142 198H144L143 199V202H142ZM151 198H152V200H151ZM168 198V197H167ZM189 198V199H188ZM199 198H200V205H199ZM41 199V198H40ZM40 199L39 198H37V203H39V201H40ZM83 199H84V201H83ZM87 199H88V201H87ZM103 199V200H102ZM130 199V200H129ZM190 199H192L191 201H190ZM193 199L196 201V199H197V201L196 202H198L196 205H198V206H195L194 204V202H193ZM35 200V199H34ZM62 200H63V202H65L66 200H68V201H66L67 203H64V205H62L63 203H62ZM65 200V201H64ZM96 200V201H95ZM119 200V201H118ZM122 200V202L120 203V201ZM126 202H125V201ZM57 201H59V202H57ZM80 201H82L83 203H84V207H83V205H82V207L80 206L81 204H82V202H80ZM92 201H93V203H92ZM117 201V202H116ZM131 201L133 202L134 201V204H131ZM149 201H151V204H150V202ZM152 201H153V203H152ZM159 201V203H157ZM182 201V202H181ZM40 202H42V201H40ZM78 202V203H77ZM79 202H80V204H79ZM101 202V203H100ZM103 202V203H102ZM112 202V203H111ZM130 202V203H129ZM142 202V203H141ZM192 202V203H191ZM57 203H58V205H57ZM72 205H71V204ZM76 203V204H75ZM90 204L91 203V207H89L88 206V204ZM120 203V204H119ZM127 203V204H126ZM167 205H166V204ZM194 203V204H193ZM68 204H70L69 205V207H72V206H74V208H76L75 209V212L76 211H78V212H74V211H72L73 209H69V211H72V214L74 215V213H75V215L73 216V215H71V212H70V216L69 215H64V213H63V210H64V208H60V209H63V210H60L58 207H62V206H67ZM86 204V205H85ZM110 206H108V205ZM111 204L113 205L112 207H111ZM114 204H116V208L114 207ZM117 204H119V205H117ZM136 204V206H134ZM138 204H139V207L141 206V204H142V206H143V209H144V211L146 212V214H145V219H144V216H141V211L142 212H144L143 211V209H142V206H141V209H139V210H141L140 211V213H139V216L140 217H142V218H140V217H138V213H136L137 211H138V209H135V208H137V206H138ZM150 204V207L148 206ZM155 204H158L159 205V207H158V209H157V206L158 205H155ZM182 204H184V205H182ZM202 204H203V202H202ZM5 205V206H4ZM57 205V206H56ZM62 205V206H61ZM80 207H79V206ZM102 205V206H101ZM127 205V206H126ZM160 205H162V206H160ZM193 205V206H192ZM7 206H9V208L7 207ZM48 207L47 208H50V206L49 205H47ZM77 206V207H76ZM118 206H119V208H118ZM132 206V207H131ZM168 206V207H167ZM104 207V206H103ZM114 207V208H113ZM166 207V208H165ZM182 207V208H181ZM185 207V208H184ZM195 209H193V208ZM6 208H8V211H9V209H10V211L11 212H9L8 214L7 213H5L6 212ZM46 207H41V210H44ZM46 208V209H47ZM50 208V209H51ZM57 208H58V211H57ZM79 208V209H78ZM82 208V209H81ZM100 210L101 209V211H99L98 209ZM106 208V210H108ZM165 208V209H164ZM184 208V209H183ZM200 208V209H199ZM96 209L100 212H98V211H96ZM151 209H153V210H151ZM155 209V210H154ZM192 209H193V212L195 213H193L192 215H191V212H192ZM198 209V210H197ZM40 210V209H39ZM85 210H87V211H85ZM125 210V212H126V210H127V213H125L124 211V213L123 214H125L126 216H120V214H121V212L119 213V216H118V214L116 215L118 218H119V221H120V218H127V221H129V218L130 219H132V218H134V214H129L130 213V211H129V213H128V209H124ZM163 210H164V212H163ZM2 211H4V212H2ZM7 211V212H8ZM66 211V210H65ZM85 212L86 214L85 215H83V212ZM159 211H161V213L159 212ZM13 212V213H12ZM107 212V211H106ZM144 212V213H145ZM10 213H12V214H10ZM79 213V214H78ZM91 213H93V217L92 216H90L91 215ZM99 213V214H98ZM144 213H143V215H144ZM147 213H148V215H147ZM174 213V214H173ZM198 213V212H197ZM5 214V215H4ZM13 214H16V215H13ZM76 214H77V217H75L76 216ZM157 214V215H156ZM163 214V216H161ZM166 214V215H165ZM4 215V216H3ZM47 215V216H46ZM61 215H63L64 217H63V219H62V217H61V219H60V216ZM81 215H82V217L83 216H86L85 218L83 217V218H81ZM155 215V216H154ZM173 215V216H172ZM52 216V217H51ZM56 218H55V217ZM73 216V217H72ZM131 216V217H130ZM133 216V217H132ZM148 216V217H147ZM158 216V219H156V217ZM168 216V217H167ZM175 216H176V218H175ZM46 219H45V218ZM47 217H49V218H47ZM147 217V218H146ZM164 217V218H163ZM191 217H192V219H191ZM194 217H195V219H194ZM3 218V219H2ZM5 218V219H4ZM9 218V219H8ZM74 218H75V220H74ZM77 218V219H76ZM138 218V219H137ZM159 218H162V219H160V221H162V223L161 224H157V223H159L160 221H159ZM166 218L168 219L169 218V221L170 222H173V223H170L168 220H166ZM173 218V219H172ZM27 221L26 223H23V221L25 222V220ZM117 219V218H116ZM116 219L114 218V220H115V222H113V221H111L112 223H114L113 225H115L114 227H118L119 226V221L117 220L116 221ZM150 220L149 222H147V224L145 223V221H148V220ZM156 219V220H155ZM175 219L177 220V222L175 223ZM6 220V221H5ZM45 220V221H44ZM68 220V221H67ZM90 220H91V223L89 224V222H90ZM143 220V221H142ZM152 220H154V222L152 221ZM158 220V221H157ZM172 220V221H171ZM191 220H192V222H191ZM196 220V221H195ZM57 221V222H56ZM137 221H138V223L139 222H141L142 221V223H137ZM189 221H190V223H189ZM194 221V222H193ZM6 224H5V223ZM30 222V223H29ZM63 222V223H62ZM110 222V223H111ZM166 222H168V223H166ZM29 223V225H27ZM57 223H59L58 225H57ZM88 223V224H87ZM93 223V224H92ZM153 223V224H152ZM185 225H184V224ZM189 223V224H188ZM2 224V225H1ZM24 224H26L27 225V227H28V229H30V227H33V229L34 230H31V233H35V235H36V230H37V243H36V238H34V236L30 233V235H28L27 236V234H29L28 233V229H27V227H26V225H24ZM116 224H117V226H116ZM164 224V225H163ZM14 225H16V226H14ZM68 225V226H67ZM72 225H73V227H72ZM84 225V226H83ZM87 225V226H86ZM91 225V226H90ZM154 225H155V227L157 226V228H156V231H155V228H154ZM163 225V226H162ZM3 226V227H2ZM25 226V227H24ZM54 226V227H53ZM70 226V227H69ZM86 226V227H85ZM90 226V227H89ZM164 226H166V231L164 232L163 230H165V227ZM174 226V225H173ZM9 227H10V230H9ZM12 227V228H11ZM15 227V228H14ZM40 227H42L41 225H40ZM47 227V229H46V232L47 233H45V228ZM53 227V228H52ZM60 227V228H61ZM68 227V228H67ZM80 227H82L83 228V230L82 229H80ZM148 227V228H147ZM158 227H159V229H158ZM163 227V228H162ZM175 227V226H174ZM194 227V226H193ZM192 227V228H193ZM25 228H26V230H25ZM49 228L51 229L50 231H49ZM55 228H56V231H55ZM59 228V229H60ZM79 228V229H78ZM153 228H154V230H153ZM178 228H179V226H178ZM186 228V229H187ZM3 229V230H2ZM71 229V230H70ZM72 229H73V231H72ZM89 230V231H86V230ZM20 230V231H19ZM23 230H25V232L23 231ZM30 230H29V232H30ZM49 232H48V231ZM77 230H78V233H77ZM86 232H85V231ZM159 230H161V231H159ZM176 230H177V232H176ZM34 231V232H33ZM81 231V232H80ZM162 231H163V233H162ZM178 231H179V229H175V233L176 234H178ZM199 230H198V228H196V229H194L192 232H191V234H190V236L192 235L193 236V238H192V236L191 237H188L189 236V234H187V236L186 235H184V236H182L183 238V241L181 240V242L183 243V242H185L184 244H189V242L191 241V239L193 240L194 239V237H195V239H197V237H199V235L197 234V233H199L200 234V231L198 232ZM7 232V233H6ZM51 232V233H50ZM53 232V233H52ZM72 232V233H71ZM83 232V233H82ZM87 232H89V233H87ZM4 233V234H3ZM56 233H58V234H56ZM150 233H151V230H150ZM156 233V234H155ZM46 234V235H45ZM51 234V235H50ZM53 234V235H52ZM73 234V235H72ZM77 234V235H76ZM41 235V238L40 237H38V236H40ZM75 235V236H74ZM179 235V234H178ZM178 235H177V237H178ZM8 236V237H7ZM29 236H33V239H31L30 238V240H31V242H29L30 240H29ZM35 236V237H36ZM44 236L46 237V238H44ZM51 236V237H50ZM28 237V240H26V238ZM48 237V238H47ZM55 237V238H54ZM67 237H69V235H66V237L63 239V241L65 240V241H67ZM80 237H81V239H80ZM154 237V238H155ZM181 237V233H180V235H179V242H180V238ZM22 238V239H21ZM42 238H44L43 240H42ZM34 239H35V242H34ZM47 239L49 240H51V242H52V239H53V242L52 243H50L49 241H48V243L46 242L47 241ZM23 240V241H22ZM81 240V241H80ZM165 240V239H164ZM185 240V241H184ZM40 241V242H39ZM5 242V243H4ZM15 242V243H14ZM19 242V243H18ZM25 242V243H24ZM39 242V243H38ZM68 242H69V238H68ZM85 242V241H84ZM45 243V244H44ZM62 243V242H61ZM15 244V245H14ZM36 244H37V247H36ZM47 244H49V245H47ZM166 244H167V242H166ZM165 243H164V246L166 245ZM38 245H39V247H38ZM168 245H170L171 246V244H168ZM173 245H174V247H176V248H174L173 247ZM35 246V247H34ZM46 246V247H45ZM51 246V247H50ZM180 246V247H179ZM181 246H182V244L180 245L179 243H176V245L175 244H172V248H171V250H169V251H173V249H174V251H178L180 248H181ZM22 247H24V248H22ZM166 247V246H165ZM16 248V249H15ZM28 248V249H27ZM36 248V249H35ZM34 249V250H33ZM176 249V250H175ZM15 250V251H14ZM21 250V251H20ZM28 250H29V253H28ZM165 250V249H164ZM10 251V252H9ZM32 251H34L33 253H31ZM36 251V252H35ZM168 251V250H167ZM177 251L175 252V254L177 253ZM4 252H7L6 253V255H5V253ZM14 252V253H13ZM18 252V253H17ZM24 252H25V255H24ZM11 253H12V255H13V259H12V261L10 260L11 258H12V256H11ZM26 253H28L27 255H26ZM17 254V255H16ZM8 255H9V257H8ZM16 255V256H15ZM166 255V254H165ZM170 254H169V252H168V255H167V257L169 256ZM17 256H19V258L17 257ZM25 256H27L28 257V259H27V257H25ZM16 257V258H15ZM23 259V260H22ZM9 260V261H8ZM27 260L29 261L28 263H27ZM11 261V262H10ZM19 262V263H18Z\"/></svg>", "mask_w": 264, "mask_h": 264}]
</instances>
